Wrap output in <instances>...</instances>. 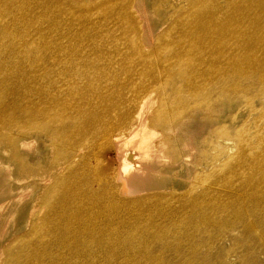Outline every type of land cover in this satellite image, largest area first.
Masks as SVG:
<instances>
[{"label": "bare ground", "instance_id": "obj_1", "mask_svg": "<svg viewBox=\"0 0 264 264\" xmlns=\"http://www.w3.org/2000/svg\"><path fill=\"white\" fill-rule=\"evenodd\" d=\"M188 1L184 0V4ZM209 2V5L201 6V18L193 22V29H188L186 24L170 29L173 23H180V15H177L168 25L164 22L165 33L173 36L171 41L180 45V52H184V45L191 42L198 46L206 43L205 46L210 48L224 45L245 50L239 53V59H233V67L239 66L237 72L231 71V75L241 77L243 82L254 75L262 82L264 51L258 52L260 54L247 52L264 45V0ZM23 10L22 0H0V74L12 78L14 72L15 76L8 83L23 84V89L30 80H42L44 88L49 90H45L39 108L26 109L32 118L40 113L39 125L26 121L14 125L8 118L7 124L0 127V243L16 232L14 211L19 207L31 210L36 206L34 200L30 204L29 199L39 189L40 200L45 199L46 192L53 195L48 202L51 212L44 215L42 224L47 227L46 240L58 239L51 245L62 251L56 260L68 257L62 264H77L75 259L86 248L84 239L97 241L98 244L92 245L96 251L106 249L109 264H121L123 254L126 258L123 262L127 264H151L140 262L139 256L160 264L159 257L152 256L159 251L152 255L144 253L159 242L170 244L160 247L164 259L177 256L179 261L173 264H185L184 247L178 246L184 243V238H193L203 226L215 229L220 222L216 218L218 209L224 212V220L230 223V235L236 233L237 237L250 239L256 246L264 248V142L247 141L241 146L243 154L254 153L247 162L238 160L234 165L232 174L242 181L235 183L230 175L228 182L222 183L224 189L219 193L195 196L187 206L204 204L207 208L193 211L184 219V210L172 205L171 195L159 192L173 180L175 167L184 157L182 154L171 159L178 149L173 148L175 144L172 145L173 140L171 142L169 138L175 135L173 139L177 145H184L187 134L194 143L212 122L206 117L207 112H216L218 105H209L199 111L196 110L198 106L193 107L195 110L184 114L172 115L169 110L164 111L167 114L154 113L155 91L140 92L149 86L129 97L128 103L124 100L115 106L106 96L107 89L99 88V84L89 91L86 103L78 105L80 100L73 97L80 91L72 90L69 77L61 78V73L48 72L43 63L33 59L35 48L31 46L32 42L19 34L25 23L16 13ZM30 34L40 35L39 30L25 33L26 36ZM70 49L72 52L73 48ZM66 52L71 53L70 50ZM84 52L78 50L76 53L84 56L87 54ZM68 62L52 57L51 66L54 69ZM257 65L263 66L256 70ZM214 73L202 75L200 82H205ZM199 92L196 90L195 93ZM59 104L68 111L67 114L53 117L47 124L49 121L44 116ZM165 106L169 107L167 103ZM35 140L40 143L45 161L40 164L27 162L20 170L16 151L7 156L4 148L18 142L23 151L34 153ZM259 140L264 139L260 136ZM105 141L111 142L115 148L119 161L117 168L105 169L101 156V151L104 147L106 149ZM14 195L17 197L15 201L11 200ZM157 199L163 207L154 206ZM120 238L129 245L122 247ZM41 239L34 238L31 247L28 245V264H36L31 257L35 255L34 245L37 249ZM126 252L131 255L128 257ZM47 254L46 251L41 256Z\"/></svg>", "mask_w": 264, "mask_h": 264}, {"label": "rangeland", "instance_id": "obj_2", "mask_svg": "<svg viewBox=\"0 0 264 264\" xmlns=\"http://www.w3.org/2000/svg\"><path fill=\"white\" fill-rule=\"evenodd\" d=\"M209 1L189 0L184 4V0H22L24 10L16 13L25 23L19 34L30 40L31 46L35 48L33 59L43 63L48 72H54L55 75L61 73V78L69 77L72 90L80 91L73 97L80 100L78 105L86 103L90 96L89 91L96 84H99V88L107 89L106 96L115 106L122 104L124 100L128 103L129 97L149 86L140 92L148 89L155 91L154 113L169 110L172 115L184 114L195 110L197 106L199 108L196 110L199 111L209 108V105H218L216 112H207L206 117L212 122L207 124L194 143H191L192 138L187 134L184 145H177L174 141L176 139H173L175 135L169 138L170 141L173 140L172 145L175 144L173 148L178 149L173 152L171 159L182 154L184 157L180 164L177 163L179 166L175 167L173 180L159 192L171 195L172 205L181 206L184 210V219L193 211L207 208L204 204L188 207L187 204L195 196L219 193L224 189L222 183L228 182L230 175L235 183L242 181L232 174L234 165L238 160L247 162V158L254 153L243 154L241 146L246 145L247 141L264 142L259 140L260 136L264 139V79L261 82L252 75L243 82L241 77L233 78L231 75V71L237 72L239 66L233 67V59H239V53L245 50H234L224 45L210 48L205 46L206 43L198 46L191 42L184 45V52H180L179 44L171 41L173 36L165 33L167 27L164 22L168 25L177 15H180V23H173L170 29L184 24L188 29H193V22L201 18V6L209 5ZM168 19L170 20L167 21ZM33 30H39L40 35H25ZM70 47L73 48L72 52ZM263 47L264 45L255 47L247 53L263 52ZM67 50L71 53H67ZM78 50H84L87 54L81 56L76 53ZM52 57L60 58L63 62L69 61V64L63 63L53 69ZM262 66L257 65L255 69ZM210 72L215 73L205 82H200V77ZM13 77L0 74V127L7 124L8 118H11L14 125L22 121L39 125L40 113L32 118L26 109L39 108V101L49 88H44L42 80H30L23 89V84L17 85L15 81L8 83ZM191 88H194L193 91ZM196 90L200 92L196 94ZM67 112L59 104L44 118L50 124L53 117L64 116ZM105 142L106 149L104 147L101 151L105 169L117 168L119 161L115 148L111 142ZM39 144L35 140L34 153L23 151L20 148L21 143L18 142L7 144L4 152L7 150L6 155L9 156L16 151L21 170L27 162L40 164L45 161V154L40 151ZM37 190L39 192H34L29 199L30 204L34 200L33 204L36 206L31 210L19 207L14 211L16 232L0 243V264H28V245L31 247L32 240L40 237L42 239L37 243V249L34 245L35 255L31 257H34L33 263L62 264L68 259L67 256H62L56 260L62 251L52 248L51 245L58 242V239L46 240L44 235L47 227L42 221L44 215L51 212L48 202L53 195L46 192L45 199L40 200L41 193ZM16 198L14 195L11 200L15 201ZM154 204L156 208H159L158 205L164 206L158 199ZM223 214L220 209L217 210L216 218L220 222L215 229L203 226L197 232L198 236L196 233L193 238H184V243H180L178 248L184 247V263L264 264V248L258 244L256 246L250 239L237 237L236 233L230 235V223L224 220ZM84 240L86 248L75 259L77 264H109L106 249L96 251V247L92 245L98 244L97 241ZM119 243L122 247L129 245L122 238ZM159 243L150 246L144 253L152 255L159 251L152 256L159 257L160 264L179 261L177 256L164 259L160 247L170 244ZM168 249L169 247L166 248V253ZM46 251L48 254L41 256ZM126 254L129 257L131 252ZM79 259L82 261L79 262ZM137 259L140 262L158 263L156 260L149 261L148 257L139 256ZM125 260L123 254L121 264H127L123 262Z\"/></svg>", "mask_w": 264, "mask_h": 264}]
</instances>
